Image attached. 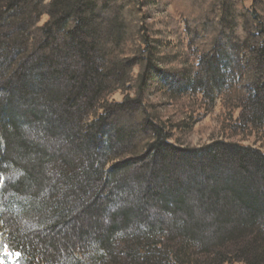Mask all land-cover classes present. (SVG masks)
Masks as SVG:
<instances>
[{
  "label": "trees",
  "instance_id": "obj_1",
  "mask_svg": "<svg viewBox=\"0 0 264 264\" xmlns=\"http://www.w3.org/2000/svg\"><path fill=\"white\" fill-rule=\"evenodd\" d=\"M170 2L192 74L160 67L149 0H0V245L15 264H264V152L186 146L147 102L152 85L224 92L264 132V0Z\"/></svg>",
  "mask_w": 264,
  "mask_h": 264
},
{
  "label": "rangeland",
  "instance_id": "obj_2",
  "mask_svg": "<svg viewBox=\"0 0 264 264\" xmlns=\"http://www.w3.org/2000/svg\"><path fill=\"white\" fill-rule=\"evenodd\" d=\"M170 3V0H149V6L146 8L152 14L155 29L161 31L162 36L166 37L165 42L171 51V56L174 57L171 61L172 57H169V61L167 60L160 67L165 71L185 70L192 74L191 69L199 63V56L195 57L193 52L195 48L191 45L186 26L179 22L175 9ZM106 27V23H103L100 32L102 35L105 34ZM189 56H193V58L187 59ZM172 76L178 77L175 80L179 79L177 73ZM237 80L226 79L224 89H227L231 82L238 83ZM154 82H157L156 79L151 83ZM150 88L147 91L149 94L147 102L156 104L165 119L172 118L174 121L184 124L182 140L186 146L200 148L215 141H232L253 146L264 152V132L256 131L252 134L247 132L238 122L241 111L239 109L232 110L233 105L221 101L224 92L206 95L202 88L186 89L179 91L177 95H182L176 99L165 94V90L158 88L157 85H152ZM134 92L135 88L131 90V96H134ZM123 98L124 95L121 92L116 93L113 97L114 101L119 103L123 101ZM2 142L0 135V143ZM2 236L3 231L0 230V243ZM14 262V256L7 248L0 245V264H14Z\"/></svg>",
  "mask_w": 264,
  "mask_h": 264
}]
</instances>
